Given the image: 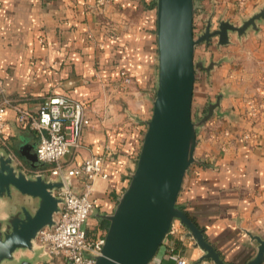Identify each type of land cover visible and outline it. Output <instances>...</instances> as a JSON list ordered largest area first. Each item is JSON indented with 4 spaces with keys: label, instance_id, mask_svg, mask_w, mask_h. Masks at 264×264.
I'll list each match as a JSON object with an SVG mask.
<instances>
[{
    "label": "crops",
    "instance_id": "crops-1",
    "mask_svg": "<svg viewBox=\"0 0 264 264\" xmlns=\"http://www.w3.org/2000/svg\"><path fill=\"white\" fill-rule=\"evenodd\" d=\"M149 1L0 0V98L6 95L31 113L52 94L84 103L90 123L82 127L79 145L63 156L65 168L110 151L104 164L107 178L93 181L96 205L87 222L93 232L106 231L107 222L94 212L113 211L140 148L144 123H134L124 106L142 119L147 116L143 92L156 67L155 6ZM261 7L264 0H247L242 8L237 0H199L194 31L204 27L209 15L214 23L217 18L238 23ZM230 36L227 45L217 46L212 38L195 48V59L221 61L195 80L192 110L201 115L209 101L222 96L220 113L197 132L194 155L203 163L186 171L177 204L226 261L243 264L257 245L246 231L264 236V21L257 30ZM121 69L133 80L124 91L119 87ZM4 119L0 148L15 155L28 174L48 168V163L32 167L24 157L35 154L36 131L18 122L13 107L5 109ZM72 182L76 191L84 190L82 180ZM16 209V203H7L0 218ZM186 232L175 219L148 264H178L173 254L186 264H214L198 262L203 251ZM39 253L36 264H67L63 257Z\"/></svg>",
    "mask_w": 264,
    "mask_h": 264
},
{
    "label": "water",
    "instance_id": "water-1",
    "mask_svg": "<svg viewBox=\"0 0 264 264\" xmlns=\"http://www.w3.org/2000/svg\"><path fill=\"white\" fill-rule=\"evenodd\" d=\"M198 2L154 0L156 75L152 113L143 121L145 130L135 167L113 211L94 212L99 220L107 222L101 253L86 254L95 259L94 264H148L175 219L187 228L186 236L203 251L198 262L208 259L214 264H237L220 255L203 230L177 204V198L191 164L203 163L194 155L199 128L214 113H220L222 93L206 104V111L199 118L192 117L195 80L202 71L209 72L221 61L205 63L202 58L195 59V48L200 43L209 44L212 38L217 46L227 45L231 33L241 37L250 29L257 30L258 23L264 21V7L238 23L221 18L214 23L209 15L204 27L195 32L193 16ZM24 157L32 167L44 165L36 154ZM63 187L60 177L42 172L28 174L19 167L15 155L6 147L0 148V208L7 203L17 205L15 211L0 218V264H36L39 251L46 254L43 246H35L36 235L42 227L55 223L54 215L63 202L58 190ZM246 233L257 245L254 255L243 264L264 263V236ZM27 251L32 255H26Z\"/></svg>",
    "mask_w": 264,
    "mask_h": 264
},
{
    "label": "built area",
    "instance_id": "built-area-1",
    "mask_svg": "<svg viewBox=\"0 0 264 264\" xmlns=\"http://www.w3.org/2000/svg\"><path fill=\"white\" fill-rule=\"evenodd\" d=\"M106 1L108 0H96V4L101 5ZM246 2L247 0H237L239 8ZM119 78L120 82L127 86L132 82L131 75L125 69L120 70ZM8 106L17 111V120L21 125H27L38 135L36 157L39 161L49 164L48 168H43L40 172H46L51 177H60L64 182V187L58 190L63 202L60 211L54 215L55 223L50 227H42L36 235V241L50 257H63L65 262L70 264H94L95 259L92 256L101 253L106 231L93 232L87 222L96 205V198L92 195L93 181L97 176L107 178L104 164L110 156V151L105 155L86 157L71 168H65L62 161L64 155L79 145L81 129L90 123L84 103L66 95L52 94L41 103L35 113H31L14 103L11 98L2 95L0 144L4 143V112ZM249 114L253 117L255 110L251 108ZM73 179L84 182L82 192L74 189ZM173 256L178 264L187 263L181 255Z\"/></svg>",
    "mask_w": 264,
    "mask_h": 264
},
{
    "label": "rangeland",
    "instance_id": "rangeland-1",
    "mask_svg": "<svg viewBox=\"0 0 264 264\" xmlns=\"http://www.w3.org/2000/svg\"><path fill=\"white\" fill-rule=\"evenodd\" d=\"M155 75H156V67H155V69L153 71V77L151 78V81H150L152 83V87H151V83H150V85H146L147 86L146 87V91H144V92L142 91L144 93V95H145L144 97H146V99L148 100V112H147V116H146L145 119H142L140 114H138L136 112H132L130 110H127V107L123 105L126 108V113L128 111L127 114L129 115V117L131 118V120L134 123H139V122L142 123L144 120L149 119V117L151 116V113H152V101H153L154 96H155ZM131 86H133V80H132L131 84L128 85V86L122 84L121 82L119 83L120 90H122V91L128 90ZM192 117H193V119H195V118H199L200 115H197L196 112L194 110H192ZM144 130H145V124H144V128L140 132V134L142 136H143ZM135 163H136V161H135ZM23 164H24V162H23ZM134 166H135V164H134ZM89 220H91L90 216H89ZM83 227H86V226L83 225Z\"/></svg>",
    "mask_w": 264,
    "mask_h": 264
},
{
    "label": "trees",
    "instance_id": "trees-1",
    "mask_svg": "<svg viewBox=\"0 0 264 264\" xmlns=\"http://www.w3.org/2000/svg\"><path fill=\"white\" fill-rule=\"evenodd\" d=\"M154 0H150L149 1V4L148 5H154L155 6V3L153 2ZM146 2H148V1H146ZM141 132V131H140ZM141 140H142V135L140 134V143H141ZM139 152V151H138ZM138 154V153H137ZM137 156V155H136ZM104 226H105V223H104Z\"/></svg>",
    "mask_w": 264,
    "mask_h": 264
},
{
    "label": "flooded vegetation",
    "instance_id": "flooded-vegetation-1",
    "mask_svg": "<svg viewBox=\"0 0 264 264\" xmlns=\"http://www.w3.org/2000/svg\"><path fill=\"white\" fill-rule=\"evenodd\" d=\"M29 163V162H28Z\"/></svg>",
    "mask_w": 264,
    "mask_h": 264
}]
</instances>
